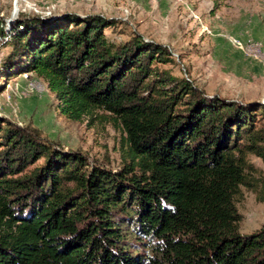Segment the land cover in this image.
<instances>
[{
  "label": "trees",
  "instance_id": "obj_1",
  "mask_svg": "<svg viewBox=\"0 0 264 264\" xmlns=\"http://www.w3.org/2000/svg\"><path fill=\"white\" fill-rule=\"evenodd\" d=\"M113 23L0 27L3 73L42 78L68 119L111 115L128 161L112 172L0 120V264H264V231L242 235L236 206L249 155L264 161V106L199 94L157 68L158 44L109 40Z\"/></svg>",
  "mask_w": 264,
  "mask_h": 264
},
{
  "label": "rangeland",
  "instance_id": "obj_2",
  "mask_svg": "<svg viewBox=\"0 0 264 264\" xmlns=\"http://www.w3.org/2000/svg\"><path fill=\"white\" fill-rule=\"evenodd\" d=\"M68 14L112 19L104 33L113 42L137 34L158 44L166 61L157 68L185 79L199 94L264 106V0H0V27L6 35L19 15L52 20ZM5 41L0 38V120L27 135L35 130L55 148L90 164L121 170L128 161L120 124L101 111L92 119H68L42 78L3 73L1 63L10 50ZM248 159L254 185L242 186L236 201L242 235L264 231V161L252 154ZM43 162L40 158L29 168ZM134 241L128 236L123 243L132 250Z\"/></svg>",
  "mask_w": 264,
  "mask_h": 264
}]
</instances>
